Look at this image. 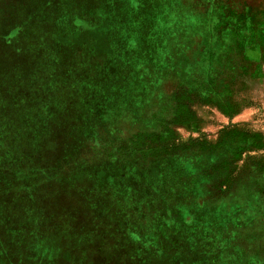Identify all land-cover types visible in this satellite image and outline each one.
Segmentation results:
<instances>
[{
  "label": "rangeland",
  "instance_id": "1",
  "mask_svg": "<svg viewBox=\"0 0 264 264\" xmlns=\"http://www.w3.org/2000/svg\"><path fill=\"white\" fill-rule=\"evenodd\" d=\"M112 5L0 0V264H264V0Z\"/></svg>",
  "mask_w": 264,
  "mask_h": 264
},
{
  "label": "trees",
  "instance_id": "2",
  "mask_svg": "<svg viewBox=\"0 0 264 264\" xmlns=\"http://www.w3.org/2000/svg\"><path fill=\"white\" fill-rule=\"evenodd\" d=\"M112 1H113V5H119V3H120V0H112ZM112 6H111V8H112ZM116 8L119 9L120 6H117ZM113 10L115 11V9H112V11ZM175 115H176V118H175L174 122H176L177 124H181V125L191 123L195 119L194 112L191 109L186 108L185 106H182V107L180 106L179 109L176 111ZM180 118H182V119H180ZM171 133L174 135L173 132H171ZM159 137H162V136L160 135ZM136 140H138V139L136 138ZM220 144L223 145V143L221 141H220ZM128 155H129L128 159L132 158V157H136L138 160H141V161L145 159V158H142V156H141L142 154L129 153ZM175 155L178 156L179 154H175ZM164 156H166V155H164ZM169 156H171V155H169ZM176 156H171V157H176ZM52 254H54V253H52Z\"/></svg>",
  "mask_w": 264,
  "mask_h": 264
},
{
  "label": "crops",
  "instance_id": "3",
  "mask_svg": "<svg viewBox=\"0 0 264 264\" xmlns=\"http://www.w3.org/2000/svg\"><path fill=\"white\" fill-rule=\"evenodd\" d=\"M4 172H2V174H3ZM4 174H7V173H4ZM4 205H8V204H0V206H4Z\"/></svg>",
  "mask_w": 264,
  "mask_h": 264
}]
</instances>
